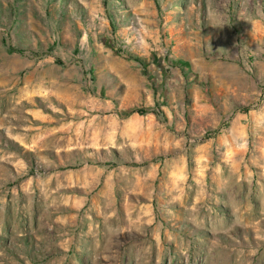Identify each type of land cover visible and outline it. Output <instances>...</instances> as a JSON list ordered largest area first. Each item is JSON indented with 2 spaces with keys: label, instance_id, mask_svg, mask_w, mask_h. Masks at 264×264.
<instances>
[{
  "label": "rangeland",
  "instance_id": "1",
  "mask_svg": "<svg viewBox=\"0 0 264 264\" xmlns=\"http://www.w3.org/2000/svg\"><path fill=\"white\" fill-rule=\"evenodd\" d=\"M0 264H264V0H0Z\"/></svg>",
  "mask_w": 264,
  "mask_h": 264
},
{
  "label": "trees",
  "instance_id": "2",
  "mask_svg": "<svg viewBox=\"0 0 264 264\" xmlns=\"http://www.w3.org/2000/svg\"><path fill=\"white\" fill-rule=\"evenodd\" d=\"M137 61H139V60H137ZM244 110H247V108H244ZM138 112L141 113V114L145 113V111H143V110H138Z\"/></svg>",
  "mask_w": 264,
  "mask_h": 264
}]
</instances>
